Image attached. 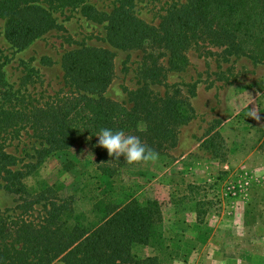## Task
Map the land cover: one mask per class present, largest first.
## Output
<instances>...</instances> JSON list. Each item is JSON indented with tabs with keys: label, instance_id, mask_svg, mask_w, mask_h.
Listing matches in <instances>:
<instances>
[{
	"label": "rangeland",
	"instance_id": "374dc122",
	"mask_svg": "<svg viewBox=\"0 0 264 264\" xmlns=\"http://www.w3.org/2000/svg\"><path fill=\"white\" fill-rule=\"evenodd\" d=\"M184 2L142 0L132 11L161 31L167 10ZM87 4L105 14L117 5ZM80 8L54 9L57 25L21 50L6 39L0 19L2 90L18 89L22 106L70 94L75 88L64 76L63 54L80 47L106 50L112 77L103 96L140 116L125 134L139 137L158 158L129 165L121 157L113 165L111 191L97 181L90 143H76L44 157L22 180L27 192L36 195L46 183L60 197L72 195V207L88 218L96 197L157 200L159 243L133 249L138 258L156 255L155 264H264V61L204 30L190 34L176 61L161 41L120 47L109 40L102 15L89 19ZM171 101L183 119L167 115ZM159 129L171 130L173 138ZM2 145L21 159L12 168L31 169L24 165L35 162L39 145L27 127ZM5 183L0 180V209L19 200L1 187ZM34 209L42 212L39 205Z\"/></svg>",
	"mask_w": 264,
	"mask_h": 264
},
{
	"label": "trees",
	"instance_id": "16d2710c",
	"mask_svg": "<svg viewBox=\"0 0 264 264\" xmlns=\"http://www.w3.org/2000/svg\"><path fill=\"white\" fill-rule=\"evenodd\" d=\"M115 1L117 5L105 14L87 0H0V19L6 39L18 50L57 25L54 9L81 5L86 18L100 20L102 15L107 20L109 40L120 47L161 41L176 61L190 34L204 30L264 61V0H185L167 10L161 31L132 11L142 0ZM111 63L103 49L68 50L61 58V67L75 91L40 104L28 100L29 105L22 106L25 100L18 89L2 90L0 85V180L7 182L1 187L19 196L14 207L0 209V264H155L156 255L138 258L133 249L159 243L162 212L157 200L140 201L132 195L109 200L96 197L88 218L72 207V195L60 197L58 189L42 183L32 196L22 181L47 155L85 142L96 155L99 185L107 184L113 191L117 160L98 146L97 135L103 128L127 133L136 129L141 118L103 96L112 77ZM167 112L172 119L184 117L172 101ZM25 127L39 147L32 155L35 162L24 165L31 169L22 172V166L12 168L21 159L6 151L2 143ZM164 130L158 132L172 139V131ZM36 205L42 212L33 214Z\"/></svg>",
	"mask_w": 264,
	"mask_h": 264
},
{
	"label": "clouds",
	"instance_id": "9594fccd",
	"mask_svg": "<svg viewBox=\"0 0 264 264\" xmlns=\"http://www.w3.org/2000/svg\"><path fill=\"white\" fill-rule=\"evenodd\" d=\"M97 136L98 146L106 149L108 156L114 157V160L123 157L126 163L133 165L155 161L158 158L155 150L142 143L139 137L126 135L122 130L114 132L111 129L103 128Z\"/></svg>",
	"mask_w": 264,
	"mask_h": 264
}]
</instances>
